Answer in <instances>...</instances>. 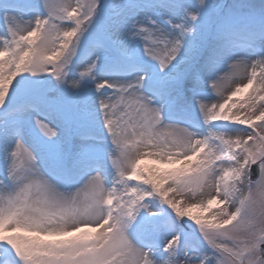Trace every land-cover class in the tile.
<instances>
[{
	"label": "snow or ice",
	"instance_id": "1",
	"mask_svg": "<svg viewBox=\"0 0 264 264\" xmlns=\"http://www.w3.org/2000/svg\"><path fill=\"white\" fill-rule=\"evenodd\" d=\"M0 264H264V0H0Z\"/></svg>",
	"mask_w": 264,
	"mask_h": 264
}]
</instances>
